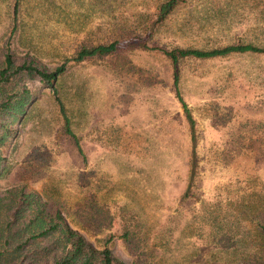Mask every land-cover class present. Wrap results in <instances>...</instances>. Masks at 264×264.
<instances>
[{"label":"rangeland","instance_id":"1","mask_svg":"<svg viewBox=\"0 0 264 264\" xmlns=\"http://www.w3.org/2000/svg\"><path fill=\"white\" fill-rule=\"evenodd\" d=\"M15 1L0 0V54L10 48L48 70L65 61L56 88L86 162L53 91L23 77L34 99L3 149L0 191L26 186L56 202L74 229L125 262L135 257L120 238L128 223L151 262L251 264L259 246L250 219H264V54L180 61L196 122L190 184V133L170 59L136 43L264 47V0H179L158 23L165 0H19L11 34ZM114 40L113 54L72 59Z\"/></svg>","mask_w":264,"mask_h":264},{"label":"trees","instance_id":"2","mask_svg":"<svg viewBox=\"0 0 264 264\" xmlns=\"http://www.w3.org/2000/svg\"><path fill=\"white\" fill-rule=\"evenodd\" d=\"M178 3L179 0H165L161 3L154 23L163 21ZM18 6L19 0H16L11 34L17 28ZM136 45L148 50H157L170 59L175 96L182 106L190 133L191 184L196 168V122L180 91V61L189 57L208 59L233 53L264 54V47L237 42L210 49L186 47L168 49L149 45L145 38H140ZM118 47L117 40L83 46L72 59L82 61L87 57L113 54ZM65 70V61L48 70L35 57L28 54L18 58L10 48H6L0 54V176L3 173V163L6 161L3 149L10 139L17 136L16 125L21 123L22 117L34 99L21 81L23 77L33 75L38 76L39 80L55 94L63 118V130L72 138L83 161L86 162L79 138L71 128L70 118L56 88L57 78ZM250 222H253L258 229L256 232L259 247L257 252L248 257V261H251V264H264V219L251 218ZM238 236L234 239L236 240ZM120 238L124 240L128 250L135 255L131 262L116 257L109 247L97 248L69 224L59 204L43 199L40 193L26 186H13L0 191V264H157L143 256L142 238L130 224H124ZM110 240L111 238L108 239Z\"/></svg>","mask_w":264,"mask_h":264}]
</instances>
